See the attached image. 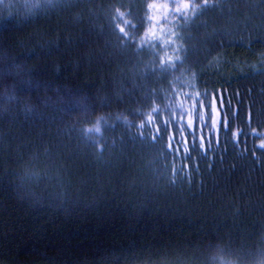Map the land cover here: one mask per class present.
<instances>
[{
	"label": "trees",
	"instance_id": "trees-1",
	"mask_svg": "<svg viewBox=\"0 0 264 264\" xmlns=\"http://www.w3.org/2000/svg\"><path fill=\"white\" fill-rule=\"evenodd\" d=\"M264 255V0H0V264Z\"/></svg>",
	"mask_w": 264,
	"mask_h": 264
},
{
	"label": "rangeland",
	"instance_id": "rangeland-1",
	"mask_svg": "<svg viewBox=\"0 0 264 264\" xmlns=\"http://www.w3.org/2000/svg\"><path fill=\"white\" fill-rule=\"evenodd\" d=\"M177 264V263H174ZM181 264H188V263H184L182 262ZM192 264H206V263H192ZM207 264H236L234 261H211V263H207ZM249 264H264V255L262 258H260L259 260H257L256 262H251Z\"/></svg>",
	"mask_w": 264,
	"mask_h": 264
}]
</instances>
